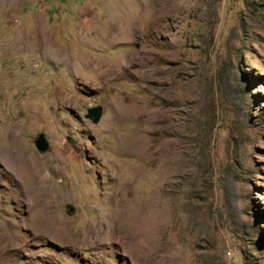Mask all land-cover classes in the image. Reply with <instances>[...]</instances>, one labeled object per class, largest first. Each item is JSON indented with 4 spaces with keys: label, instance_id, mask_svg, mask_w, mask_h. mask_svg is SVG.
Listing matches in <instances>:
<instances>
[{
    "label": "rangeland",
    "instance_id": "1",
    "mask_svg": "<svg viewBox=\"0 0 264 264\" xmlns=\"http://www.w3.org/2000/svg\"><path fill=\"white\" fill-rule=\"evenodd\" d=\"M0 264H264V0H0Z\"/></svg>",
    "mask_w": 264,
    "mask_h": 264
},
{
    "label": "bare ground",
    "instance_id": "2",
    "mask_svg": "<svg viewBox=\"0 0 264 264\" xmlns=\"http://www.w3.org/2000/svg\"><path fill=\"white\" fill-rule=\"evenodd\" d=\"M11 140H12L14 149H8V148L4 149V151L2 152V156L3 155H6L7 157L9 156L12 165L19 166L20 169H24V171L28 174L27 182L23 183L22 187H23V190H27V195H29L28 192L32 188L36 187V185H38V181H39L38 179L39 178L38 179L36 178V174L32 170H30V168L28 167L29 162L27 163L24 159L28 153L27 149H25L14 138ZM18 171H19V169H18ZM43 182H44V180L42 179L41 183H43ZM42 186L45 187V185H42ZM31 192H32L33 196L35 197V200H36L35 204L38 203L39 205H41L42 204V198L44 197L42 190L41 189H36V190L32 189ZM57 221L58 220H56L54 217L49 216V215L44 214L42 216H39L38 220L36 221L37 232H39L40 234L45 233V234L53 236L54 232H55L54 230H56V228H58V227H56ZM114 230H115V228H114Z\"/></svg>",
    "mask_w": 264,
    "mask_h": 264
},
{
    "label": "water",
    "instance_id": "3",
    "mask_svg": "<svg viewBox=\"0 0 264 264\" xmlns=\"http://www.w3.org/2000/svg\"><path fill=\"white\" fill-rule=\"evenodd\" d=\"M103 113V108L101 106H96L88 109L86 118L90 119L93 123H99ZM36 147L38 150L45 152L49 148V143L45 138L44 134H41L36 140ZM71 212L74 211L72 206H69Z\"/></svg>",
    "mask_w": 264,
    "mask_h": 264
}]
</instances>
